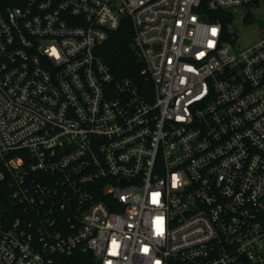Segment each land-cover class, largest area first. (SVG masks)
Masks as SVG:
<instances>
[{
    "label": "built area",
    "instance_id": "obj_1",
    "mask_svg": "<svg viewBox=\"0 0 264 264\" xmlns=\"http://www.w3.org/2000/svg\"><path fill=\"white\" fill-rule=\"evenodd\" d=\"M204 1L0 0V264H264V38L210 20L259 0Z\"/></svg>",
    "mask_w": 264,
    "mask_h": 264
},
{
    "label": "trees",
    "instance_id": "obj_2",
    "mask_svg": "<svg viewBox=\"0 0 264 264\" xmlns=\"http://www.w3.org/2000/svg\"><path fill=\"white\" fill-rule=\"evenodd\" d=\"M208 0L203 2L206 5ZM232 15L226 12H217L211 15L210 20L214 22L220 19L225 27L232 22ZM227 29V27H226ZM134 36L131 23L122 25L112 38L100 47V53L103 56L106 65L109 66L112 75L117 79H139L141 64L138 63L136 54L130 47ZM55 264H97L96 260L88 251H77L70 257H58Z\"/></svg>",
    "mask_w": 264,
    "mask_h": 264
},
{
    "label": "rangeland",
    "instance_id": "obj_3",
    "mask_svg": "<svg viewBox=\"0 0 264 264\" xmlns=\"http://www.w3.org/2000/svg\"><path fill=\"white\" fill-rule=\"evenodd\" d=\"M232 28L235 46L244 51L264 38V0L248 7L232 8Z\"/></svg>",
    "mask_w": 264,
    "mask_h": 264
},
{
    "label": "water",
    "instance_id": "obj_4",
    "mask_svg": "<svg viewBox=\"0 0 264 264\" xmlns=\"http://www.w3.org/2000/svg\"><path fill=\"white\" fill-rule=\"evenodd\" d=\"M5 206L6 205H4V194L2 188H0V211H3L5 209ZM82 251H86V248H84Z\"/></svg>",
    "mask_w": 264,
    "mask_h": 264
}]
</instances>
